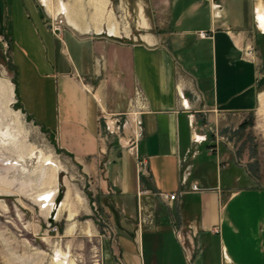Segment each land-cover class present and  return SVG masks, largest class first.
<instances>
[{
  "label": "crops",
  "instance_id": "0c3cea01",
  "mask_svg": "<svg viewBox=\"0 0 264 264\" xmlns=\"http://www.w3.org/2000/svg\"><path fill=\"white\" fill-rule=\"evenodd\" d=\"M42 1L0 0V38L20 108L92 174L112 234L101 264H264V186L233 126L261 97L264 59L254 48L264 0ZM136 84L145 97L137 158L104 138L101 117L102 109L130 122ZM193 128L203 142H193Z\"/></svg>",
  "mask_w": 264,
  "mask_h": 264
},
{
  "label": "rangeland",
  "instance_id": "374dc122",
  "mask_svg": "<svg viewBox=\"0 0 264 264\" xmlns=\"http://www.w3.org/2000/svg\"><path fill=\"white\" fill-rule=\"evenodd\" d=\"M254 50L264 59V39L256 42ZM261 72V97L258 96L256 108L233 126L234 132L237 131L235 147L245 153L251 177L264 186V66ZM14 80L8 40L2 36L0 264H54L57 248L67 252L75 264H101L100 258L103 260L108 242L98 237L99 214L89 203L92 174L60 153L51 134L28 118L17 103ZM109 141L112 144L116 139L110 136ZM45 157H49L54 166L43 162ZM207 159L214 161L215 155ZM53 186L57 188L56 205L50 212L51 206L44 207L46 202L40 203L41 197L37 195ZM96 204L100 212L98 202ZM70 212L74 214L71 221ZM49 222L53 224L48 226ZM71 225L74 228L68 232Z\"/></svg>",
  "mask_w": 264,
  "mask_h": 264
},
{
  "label": "built area",
  "instance_id": "2783aa9c",
  "mask_svg": "<svg viewBox=\"0 0 264 264\" xmlns=\"http://www.w3.org/2000/svg\"><path fill=\"white\" fill-rule=\"evenodd\" d=\"M41 1V5L44 7V3L42 0ZM213 9H216L218 7V4H213L211 6ZM61 19L59 18V16L57 18L54 17H49V26L51 28V30L53 32L59 31L60 30V23ZM205 32H199V36H205ZM6 45V44H5ZM247 54H253V50L252 49H248ZM178 97L180 100V104L182 106L183 109H187L190 110V104L187 100V98L185 97L184 91L182 88L178 89ZM145 100L143 91L141 90L140 86L138 84L135 85V89H134V94L132 95V97L130 98L129 101V107L128 110L125 112V114L131 115L130 116V122L128 121H123L121 122L119 118H117V114H110V113H106L101 109V117L103 120V126L105 127V135L104 138H108L109 136H116L118 142L120 143V145L122 146V148L128 150L134 157L137 158V142L141 136V122L138 119V115L140 113V110L142 109V103ZM135 116V117H134ZM190 124H193V119H190ZM192 140L193 142H203L205 140V137H202L201 135L195 133V128H193V136H192ZM137 171L140 174H148V170L147 167L145 165V163H143V161H137ZM188 171L185 170L182 180L184 181V179L186 178V176L188 175ZM90 185V182H88ZM199 188L195 185V184H191V190H198ZM158 196L163 199V200H174L175 197L177 196L175 193L173 194H167L165 192H159ZM53 204H51V208L49 209L50 212L53 211V206L56 205V198L54 196L53 199ZM90 206L91 208L97 213L99 214L98 216V222L101 224V231L98 232V237H101L104 239V241H110L112 234H111V230L110 227L108 225V223L102 219L100 212L98 211L97 208V204H96V200L94 199L93 195H91V198L89 200ZM47 204L44 205V207H46ZM54 221V220H53ZM53 224V222H49L48 226H51ZM178 231L176 235L178 236ZM102 240V239H101ZM102 259L100 258V263H102L101 261Z\"/></svg>",
  "mask_w": 264,
  "mask_h": 264
},
{
  "label": "bare ground",
  "instance_id": "6f19581e",
  "mask_svg": "<svg viewBox=\"0 0 264 264\" xmlns=\"http://www.w3.org/2000/svg\"><path fill=\"white\" fill-rule=\"evenodd\" d=\"M63 9V8H62ZM65 10L63 9V12H64ZM261 19H262V17H261ZM264 19V18H263ZM264 21V20H263ZM264 26V25H263ZM264 28V27H263ZM109 32L111 33V34H114V35H116L117 33H116V31H115V29H109ZM135 117V116H134ZM42 156V155H41ZM45 161H47L46 163H47V165H53L54 166V164H50V163H52V161H51V159L49 158V157H45L44 159H43V162H45ZM58 169V168H57ZM52 176V175H51ZM56 191H57V188L55 187V186H53L52 188H48V189H45V190H43V191H41L37 196H39V197H41V199L39 200L40 201V203H42V202H46V204H47V206L49 207L51 204H53L52 202H53V199H54V196H55V193H56ZM64 205H67V202H65V204ZM53 208V207H52ZM61 211V210H60ZM59 211V212H60ZM73 218H74V214L73 213H69V219L70 220H73ZM89 234V233H88ZM55 255H56V257H55V259L54 260H52V262L54 263V264H75L74 263V261L73 260H70L69 259V255L67 254V252H62L61 250H59L58 248H57V251L55 252Z\"/></svg>",
  "mask_w": 264,
  "mask_h": 264
},
{
  "label": "trees",
  "instance_id": "16d2710c",
  "mask_svg": "<svg viewBox=\"0 0 264 264\" xmlns=\"http://www.w3.org/2000/svg\"><path fill=\"white\" fill-rule=\"evenodd\" d=\"M14 82H15V80H14ZM16 84V83H15ZM15 93H16V97H17V103H19V101H18V95H17V90H16V88H15ZM19 106H20V104H19ZM243 123H245V122H243Z\"/></svg>",
  "mask_w": 264,
  "mask_h": 264
}]
</instances>
